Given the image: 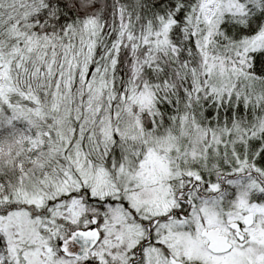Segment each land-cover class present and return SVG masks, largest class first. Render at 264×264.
I'll use <instances>...</instances> for the list:
<instances>
[{
	"label": "snow or ice",
	"instance_id": "obj_1",
	"mask_svg": "<svg viewBox=\"0 0 264 264\" xmlns=\"http://www.w3.org/2000/svg\"><path fill=\"white\" fill-rule=\"evenodd\" d=\"M0 264H264V0H0Z\"/></svg>",
	"mask_w": 264,
	"mask_h": 264
}]
</instances>
